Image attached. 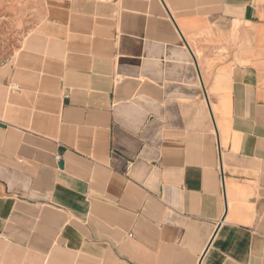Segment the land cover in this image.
Here are the masks:
<instances>
[{"label": "crops", "instance_id": "0c3cea01", "mask_svg": "<svg viewBox=\"0 0 264 264\" xmlns=\"http://www.w3.org/2000/svg\"><path fill=\"white\" fill-rule=\"evenodd\" d=\"M22 1L0 264H264V0Z\"/></svg>", "mask_w": 264, "mask_h": 264}, {"label": "rangeland", "instance_id": "374dc122", "mask_svg": "<svg viewBox=\"0 0 264 264\" xmlns=\"http://www.w3.org/2000/svg\"><path fill=\"white\" fill-rule=\"evenodd\" d=\"M39 5L38 2L0 0V62L8 53L15 52L24 32L40 21L34 14L35 6Z\"/></svg>", "mask_w": 264, "mask_h": 264}, {"label": "built area", "instance_id": "2783aa9c", "mask_svg": "<svg viewBox=\"0 0 264 264\" xmlns=\"http://www.w3.org/2000/svg\"><path fill=\"white\" fill-rule=\"evenodd\" d=\"M10 88L12 90H17L18 89V87L16 85H12ZM56 160L58 161V158H56ZM197 264H203L202 263V256L198 259Z\"/></svg>", "mask_w": 264, "mask_h": 264}]
</instances>
